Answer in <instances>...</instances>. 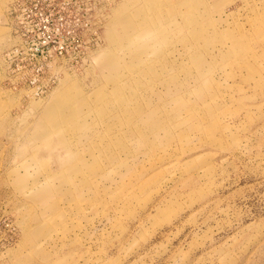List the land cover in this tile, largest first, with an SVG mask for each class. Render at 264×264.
I'll return each instance as SVG.
<instances>
[{
  "label": "rangeland",
  "instance_id": "374dc122",
  "mask_svg": "<svg viewBox=\"0 0 264 264\" xmlns=\"http://www.w3.org/2000/svg\"><path fill=\"white\" fill-rule=\"evenodd\" d=\"M0 264H264V0H0Z\"/></svg>",
  "mask_w": 264,
  "mask_h": 264
}]
</instances>
